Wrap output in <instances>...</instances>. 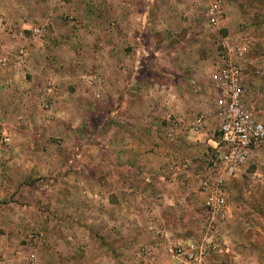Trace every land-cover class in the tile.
<instances>
[{
	"label": "rangeland",
	"instance_id": "obj_1",
	"mask_svg": "<svg viewBox=\"0 0 264 264\" xmlns=\"http://www.w3.org/2000/svg\"><path fill=\"white\" fill-rule=\"evenodd\" d=\"M223 38L245 49L246 102L264 122V0H0V264H264V147L226 180L227 217L212 220L202 184L214 145L177 151L166 130L212 113ZM24 48L28 60L35 51L34 75L17 64ZM137 58L147 65L131 67ZM131 86L130 121L113 131L112 110ZM168 93L181 115L163 104ZM143 126L168 168L133 150L131 167L119 165L123 150L107 138L147 139ZM133 180L145 195L128 191Z\"/></svg>",
	"mask_w": 264,
	"mask_h": 264
},
{
	"label": "built area",
	"instance_id": "obj_2",
	"mask_svg": "<svg viewBox=\"0 0 264 264\" xmlns=\"http://www.w3.org/2000/svg\"><path fill=\"white\" fill-rule=\"evenodd\" d=\"M221 8L219 3L212 6V24H217L218 16L222 14ZM219 45L220 62L212 76V84L218 91V96L212 113H199L189 124H184L182 119L177 118L170 122L168 132L171 138L186 130L201 134L212 118L216 120L213 135L216 152L210 158V172L216 176L210 174L202 184V191L206 196L205 207L212 220H224L227 217V196L223 188L226 180L242 175L254 153L264 147V122L259 119L255 107L246 102L244 93V64L247 63L245 49L242 45L232 48L227 38H223ZM4 141L8 143L10 139L5 137ZM171 164L176 168L180 167L177 161ZM210 251L211 249L205 250L207 255ZM186 257L192 260L197 256L190 250Z\"/></svg>",
	"mask_w": 264,
	"mask_h": 264
},
{
	"label": "crops",
	"instance_id": "obj_3",
	"mask_svg": "<svg viewBox=\"0 0 264 264\" xmlns=\"http://www.w3.org/2000/svg\"><path fill=\"white\" fill-rule=\"evenodd\" d=\"M145 1H147V3H149V4H152V3L155 2V0H145ZM159 2H161V0H159ZM121 15H122V13L117 11V14H116L115 18H120V17H122ZM148 16H150V12L147 9V11L143 13V18H144L145 21L148 18ZM32 49H35V48L32 47ZM48 50H49L48 46L47 47L46 46L43 47V51L47 52ZM137 53H139V49H138ZM34 54H35V51L33 50V54H32V57L30 58V60H28V58H27L28 57V52H27L26 48H24L23 50H21L20 53L17 54V64H18V66H20V68L22 67L23 69H24V67L29 66L28 67L29 73L32 74V75H34L35 63H36L35 56L33 57ZM45 56H47V55L45 54L44 58H45ZM44 58H43L42 61H40V63L43 66H47L48 65L47 64L48 63L47 62V58H45V59ZM142 59H138V58L135 59L134 62L132 63L131 67H133L134 64H135V66H134L135 68L141 67V66H146L147 65V60L144 62V60H142ZM139 63L141 65H139ZM135 79H137V74L136 73L132 74V79L130 78V80L128 82H131L132 80H135ZM141 81H142V78H141ZM16 86L18 88H20L18 83L16 84ZM15 88L16 87L12 86L11 89H15ZM128 91H130V92H128V94L125 95L124 98L123 97L122 98L118 97V99H120L121 101L119 103H117L116 107L112 110V113H111V115H112V117H111V119H112L111 120V128H113V131L119 129L120 126H123V125L127 124L128 119L130 121V118L127 117L128 113H129V110H128V112L125 110V109H127V107L125 106V102H126L125 101V97H127V99H128L130 96H132V92L134 91V88L131 86V88H129ZM143 91H140L142 93V95L143 96H147V93H145V91L144 92ZM187 96H188V94H184V95H180L179 94V97H177V98L184 99ZM172 98H173V96L171 94H169V93L166 94L165 95L166 101H163V104L167 107V109L171 110L172 112H174V113H176L178 115H181V113H183V111L181 110V108L175 107V105L172 102ZM191 98L198 99L197 96L196 97L192 96ZM151 109H153V106L150 105V103H149L147 105V107L142 111V113H141V117H142V120H143L142 124H145L149 120V116H148L147 113L151 112ZM167 115H168V113L165 115V117H166L167 120H169V116L167 117ZM193 119H194V117H192V118L190 117V118L184 120L185 124H189ZM169 126L170 125H168V128L166 127L167 128L166 130H170ZM216 126H217L216 120L212 118L208 122V126H207L206 130L203 133L196 134V133H193V132L187 131V130L186 131H180L176 135H174V137H172L171 140L175 143V148H176L177 151H180L181 149H186V150H189V152H193V151H195L197 146H204V145H209V144L213 145V135H214V131L216 129ZM141 129L142 130L145 129L147 131V133H149L146 136L147 139L139 138L138 135L134 136V135H132L129 132L121 133V134L117 135L116 137H113L110 141L107 138V141L110 142V144L112 143L113 147H120V150H123V153H120V154H121V156L123 155L125 158H124V160L122 162H119V165L124 166L123 163L126 162L125 163L126 166L127 167H131L130 166V160L127 157H129L132 154L131 151L133 150V153L134 152H138V151L140 152V156H137L140 159V163L145 162L151 156H157V157H159L161 159L163 164L165 163L164 164L165 167L168 168L170 166V163L166 159H170V157L166 158V154H164L166 149H164V146H163L162 142H160V140L157 139L154 136V133L152 132L153 130L151 131L150 130L151 128L149 126H143ZM122 134H124V135H122ZM160 154H161V156H160ZM163 158H164V160H163ZM171 159L178 162V160H177L178 158L175 159L174 156H172ZM191 160H193V159H191ZM134 161L135 160H133V162ZM137 162L138 161H136L135 163H137ZM122 166H121V168H122ZM177 170H178V168H177ZM181 173L185 174V175H183L184 176L183 178H186V177L188 178L189 172H187V170H184ZM110 177H113L112 178V183L115 184V185L116 184L118 185V186H114L115 188H113V191L118 196L119 195L121 196L122 195L121 193L123 192V187H120L121 184H119L118 181H117V175H116V177L114 175H111ZM136 183H137L136 180L135 181L133 180V183L128 187V191H132L133 193L135 191L137 196L138 195L139 196L145 195L147 189L146 190H143V189L141 190L142 187L141 188L137 187ZM147 194H148V192H147ZM116 205L123 206V205H121L119 203H116ZM128 205H127V207L124 206V208H126V210L127 209L129 210V208H130V207H128ZM135 209H136V207L135 208H130V210H135Z\"/></svg>",
	"mask_w": 264,
	"mask_h": 264
}]
</instances>
